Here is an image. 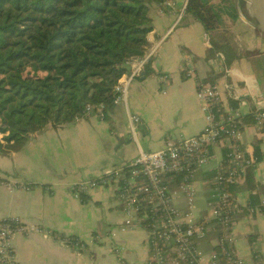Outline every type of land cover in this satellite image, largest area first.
<instances>
[{
	"label": "crops",
	"instance_id": "obj_1",
	"mask_svg": "<svg viewBox=\"0 0 264 264\" xmlns=\"http://www.w3.org/2000/svg\"><path fill=\"white\" fill-rule=\"evenodd\" d=\"M170 2L176 7L163 14L158 0L147 2L151 31L144 54L170 30L172 33L159 49L161 61H153L148 76L131 86L127 107L116 106L110 123L104 118H87L33 135L23 145L0 151V223L17 221L22 227L32 228L12 240L18 264H117L107 240L124 221L116 189L92 190L85 194L84 202L74 196V190L84 182L124 170L140 152L162 150L167 138L179 141L201 133L207 120L196 97L197 77L187 79L180 74L184 61L192 58L201 79L218 87L224 106L240 118L264 111V95L248 55L264 53V32L259 29H264V0H231L236 13L254 29L242 21L241 25L228 22L227 29L209 35L201 25L180 15L188 0ZM161 76H169L172 81L164 85L159 81ZM128 112L142 122L135 138L128 125ZM242 146L247 153L259 150L264 156V129L256 132L245 125ZM252 175L254 195L264 203V162ZM21 181L32 184L34 190L10 192L6 187ZM249 197L250 192L243 191L238 202L245 206ZM234 234L240 256L250 262L258 254L264 264V214L242 216ZM52 235L83 241L85 251L76 255ZM92 235L105 243L92 242ZM147 239L146 232L138 228L117 239L126 252V264H143L149 258Z\"/></svg>",
	"mask_w": 264,
	"mask_h": 264
},
{
	"label": "built area",
	"instance_id": "obj_2",
	"mask_svg": "<svg viewBox=\"0 0 264 264\" xmlns=\"http://www.w3.org/2000/svg\"><path fill=\"white\" fill-rule=\"evenodd\" d=\"M211 5H220V0H213ZM159 6L162 14L176 7L170 0H159ZM186 6L180 11L181 16L185 14ZM171 33L172 30L148 53L131 60L127 69L121 72L116 85L115 106L127 107L131 86L148 76L153 61H161L159 49ZM179 72L187 79L197 77L196 97L207 120L201 133L195 138L179 141L167 138L162 150L140 152L124 170L80 184L74 190V196L81 200V195L92 190L116 189L124 221L109 233L107 240L117 264H126V252L117 244V239L135 228L148 235L149 258L143 264H222L214 251L219 252L226 264H262L258 254H254L250 262L240 256L234 233L242 216L263 215L264 203L241 205L238 200L231 199L227 189L244 186L248 174L264 162V156L258 157L254 152L250 154L244 150L245 124L238 114L224 106L218 87L201 79L192 58L180 65ZM159 81L167 85L172 79L161 76ZM104 112L103 105H89L86 117L103 119ZM127 121L135 138L142 126L141 119L128 112ZM263 127L264 111L260 110L256 112L253 128L260 132ZM215 150L222 153L217 155ZM6 187L11 192L33 189L32 186L29 189L26 181L10 182ZM139 200L146 208H139ZM30 229L18 226L16 221L0 223V264H18L12 240L18 234L26 235ZM43 232L50 237L49 232ZM52 238L67 245L76 255L85 251L83 241L55 235ZM91 241L105 243L97 235H92Z\"/></svg>",
	"mask_w": 264,
	"mask_h": 264
},
{
	"label": "trees",
	"instance_id": "obj_3",
	"mask_svg": "<svg viewBox=\"0 0 264 264\" xmlns=\"http://www.w3.org/2000/svg\"><path fill=\"white\" fill-rule=\"evenodd\" d=\"M148 1L0 0V151L86 120L89 105H103L110 123L121 72L144 54ZM212 1L188 0L185 16L208 35L241 24L231 0ZM248 55L264 95V53ZM240 120L253 128L256 112ZM243 191L250 205H260L252 172L246 186L227 189L234 201ZM138 206L146 208L142 200Z\"/></svg>",
	"mask_w": 264,
	"mask_h": 264
},
{
	"label": "water",
	"instance_id": "obj_4",
	"mask_svg": "<svg viewBox=\"0 0 264 264\" xmlns=\"http://www.w3.org/2000/svg\"><path fill=\"white\" fill-rule=\"evenodd\" d=\"M237 15H238L240 21H242V23H243L247 28H249V29H254L253 24L250 23V22H248V21H245V20H244V17H243L240 13H238V11H237ZM256 29H258V28H256ZM259 29H260V31H263V32H264V29H262V28H259Z\"/></svg>",
	"mask_w": 264,
	"mask_h": 264
},
{
	"label": "rangeland",
	"instance_id": "obj_5",
	"mask_svg": "<svg viewBox=\"0 0 264 264\" xmlns=\"http://www.w3.org/2000/svg\"><path fill=\"white\" fill-rule=\"evenodd\" d=\"M244 16H247V14L246 13H244L243 14ZM246 19V18H245ZM247 20V19H246ZM241 25V24H240ZM72 124H76V122H74V123H72ZM98 178V177H97ZM97 178H95V179H97ZM0 179H1V177H0ZM18 183H20V182H18ZM27 183V182H26ZM27 186L29 187V189H30V186H32V184H29V183H27ZM34 189H30V190H28V191H23V192H32ZM10 191V190H9ZM18 191H22V190H15V192H18ZM11 192V191H10ZM13 192V191H12ZM17 222V221H16ZM18 223V222H17ZM18 226H21V225H19L18 224Z\"/></svg>",
	"mask_w": 264,
	"mask_h": 264
}]
</instances>
